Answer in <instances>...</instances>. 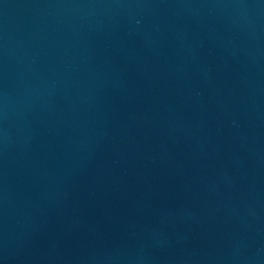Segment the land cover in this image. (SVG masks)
I'll use <instances>...</instances> for the list:
<instances>
[{
  "label": "water",
  "instance_id": "95a60500",
  "mask_svg": "<svg viewBox=\"0 0 264 264\" xmlns=\"http://www.w3.org/2000/svg\"><path fill=\"white\" fill-rule=\"evenodd\" d=\"M0 264H264V0H0Z\"/></svg>",
  "mask_w": 264,
  "mask_h": 264
}]
</instances>
